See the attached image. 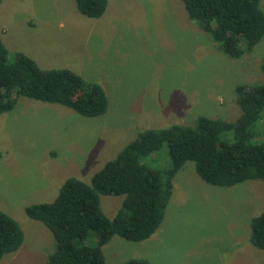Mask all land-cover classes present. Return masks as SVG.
I'll list each match as a JSON object with an SVG mask.
<instances>
[{
    "label": "rangeland",
    "instance_id": "374dc122",
    "mask_svg": "<svg viewBox=\"0 0 264 264\" xmlns=\"http://www.w3.org/2000/svg\"><path fill=\"white\" fill-rule=\"evenodd\" d=\"M0 37L11 54L43 70L71 69L108 97L98 117L27 97L0 115V208L24 234L0 264H48L56 250L52 231L26 206L53 201L69 177L89 182L144 130L195 125L200 116L235 121L236 87L264 83V36L231 57L182 0H108L100 18L81 14L75 0H0ZM145 161L168 166L167 146ZM124 197L102 195L103 212L112 218ZM263 211V181L210 185L188 161L173 179L158 230L141 242L114 235L103 248L106 264H264V250L251 242V221Z\"/></svg>",
    "mask_w": 264,
    "mask_h": 264
},
{
    "label": "trees",
    "instance_id": "16d2710c",
    "mask_svg": "<svg viewBox=\"0 0 264 264\" xmlns=\"http://www.w3.org/2000/svg\"><path fill=\"white\" fill-rule=\"evenodd\" d=\"M182 1L188 17L231 57L248 53L264 36L262 0ZM75 4L81 14L100 18L108 0ZM236 96L241 115L235 121L200 116L195 125L144 130L89 182L69 177L53 201L26 206V215L42 222L55 237L56 250L47 263L106 264L103 248L114 235L133 242L150 238L164 219L173 179L188 161L210 185L264 182V83L240 84ZM19 97L59 104L86 117H98L108 109L100 84L68 68L43 70L29 56L11 54L0 37V115L13 110ZM164 145L170 164L151 167L145 160ZM102 195L125 196L112 218L102 210ZM23 240L19 223L0 208V259ZM251 242L264 250V211L251 221ZM124 264L152 263L133 258Z\"/></svg>",
    "mask_w": 264,
    "mask_h": 264
},
{
    "label": "crops",
    "instance_id": "0c3cea01",
    "mask_svg": "<svg viewBox=\"0 0 264 264\" xmlns=\"http://www.w3.org/2000/svg\"><path fill=\"white\" fill-rule=\"evenodd\" d=\"M66 181V180H65ZM63 185V184H62Z\"/></svg>",
    "mask_w": 264,
    "mask_h": 264
}]
</instances>
